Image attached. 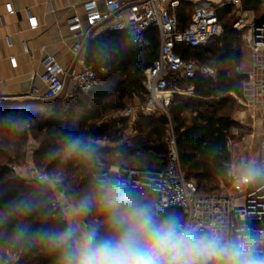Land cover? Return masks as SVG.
Segmentation results:
<instances>
[{
  "label": "trees",
  "instance_id": "trees-1",
  "mask_svg": "<svg viewBox=\"0 0 264 264\" xmlns=\"http://www.w3.org/2000/svg\"><path fill=\"white\" fill-rule=\"evenodd\" d=\"M262 2L264 0H242V6L245 11L257 13ZM223 12L229 14L230 9ZM221 13L222 10L217 11L226 32L217 51L209 46L208 49L183 46L178 49L184 60L218 67L217 76L188 80L194 87L195 98L175 95L167 109L183 169L201 193L215 192L219 179L227 178L225 166L231 159L229 142L237 102L226 94H239L243 81L242 76L226 69L240 55L237 43L240 34L224 27ZM179 21L181 23L180 17ZM158 52L159 40L155 33L147 37L144 47L136 48L122 33L104 32L88 45L87 62L98 76L97 85L89 96L77 92L72 99L52 103L0 104V257L11 253L19 256L16 264H56V255L37 235L41 228L62 230L65 226L62 211L51 206L55 195L39 181L28 185L10 168L25 164L31 139L39 144L33 156L36 169L49 177L65 176H61L59 190L65 191L68 197L77 194L80 199L95 187V174L115 165L136 170H165L170 128L159 120L161 114L137 123L138 133L131 139L130 146L123 143V119L103 122L105 117L123 112L127 101L138 99L141 105L147 102L145 72L158 58ZM209 62L213 65L207 64ZM220 94L224 96L216 99ZM9 114L11 119H6ZM76 137H83L91 144L95 154L82 156L71 152L67 145ZM99 142L114 146L103 147ZM138 191L157 199L154 193ZM26 198L38 201L39 206L31 212L15 211L16 202ZM90 217L81 220L86 224ZM25 225L30 238L18 242L14 238L16 229Z\"/></svg>",
  "mask_w": 264,
  "mask_h": 264
},
{
  "label": "built area",
  "instance_id": "built-area-1",
  "mask_svg": "<svg viewBox=\"0 0 264 264\" xmlns=\"http://www.w3.org/2000/svg\"><path fill=\"white\" fill-rule=\"evenodd\" d=\"M15 0L5 4L7 15L18 12ZM182 0H104L103 7L98 0H85L82 3L84 16L74 15L66 21L68 32L79 40L70 48L73 66L65 68L58 59L45 53L39 62V70L32 79H39L44 91L33 88L30 96L43 103L60 99L70 83L76 84L77 91L89 96L97 85L98 76L87 62L88 45L104 32L122 33L136 48L146 44L147 37L155 33L159 40L158 58L146 70L144 86L148 97L145 105L136 109H126L125 117H134L138 111L156 112L167 115L172 102L168 95L169 78L193 80L198 76L205 79L215 78L217 70L209 65H199L196 61L184 60L178 53L180 47L191 49L207 48L224 34L223 25L213 8L197 7L192 13L189 24L182 28L177 15ZM227 5L235 7L239 19L234 24L236 31H245L244 42L250 57V67L245 73L243 94L235 101L241 107L255 113H264V19L250 18L241 0H228ZM30 31L39 28L38 18L32 10H23ZM86 23L87 26L84 24ZM6 41L11 46V40ZM23 53L31 54L27 41L21 43ZM45 50V47L42 48ZM13 69L18 67L16 57L9 58ZM191 93L193 91L191 90ZM168 160L165 170L148 171L113 166L107 174L124 178L136 190H145L157 196L156 201L163 207L179 211L189 223L199 228H210L222 222L232 234L242 238L251 226L264 227V179L251 180L243 176L234 177L231 187L225 192L201 193L196 182L189 180L183 169L178 152L175 134L170 128L166 140ZM264 151V143L262 145ZM264 165V156L260 162ZM11 170L18 172L17 165ZM98 174H95V180ZM45 174H38L37 180ZM55 191V190H54ZM51 206L63 214L69 207L65 191L56 190ZM17 254L0 257V264H16Z\"/></svg>",
  "mask_w": 264,
  "mask_h": 264
},
{
  "label": "clouds",
  "instance_id": "clouds-1",
  "mask_svg": "<svg viewBox=\"0 0 264 264\" xmlns=\"http://www.w3.org/2000/svg\"><path fill=\"white\" fill-rule=\"evenodd\" d=\"M67 147L82 156L95 154L83 137L71 139ZM242 176L264 179V165L248 161ZM56 179L41 176L40 182ZM38 206V201L26 198L17 201L14 210L31 212ZM66 215L62 230L37 232L39 241L56 255V264H264V227L251 226L242 238L222 222L199 228L118 176L98 174L93 190ZM89 216L94 218L82 224ZM30 235L28 226H18L14 238L23 242Z\"/></svg>",
  "mask_w": 264,
  "mask_h": 264
},
{
  "label": "crops",
  "instance_id": "crops-1",
  "mask_svg": "<svg viewBox=\"0 0 264 264\" xmlns=\"http://www.w3.org/2000/svg\"><path fill=\"white\" fill-rule=\"evenodd\" d=\"M8 1L0 0V104L37 101L30 96L31 91L36 88L40 91L37 96H41L44 85L38 78L33 80L32 75L39 70V62L45 53L54 55L65 68L73 66L70 48L79 39L68 32L66 21L74 15L84 16L82 3L85 0H15L14 6L18 13L14 16L6 13L5 4ZM98 1L103 7L104 0ZM209 1H214L216 4H211ZM209 1L182 0L177 11L178 18L181 19V27L188 26L192 13L197 7L215 9V5H220L219 8L222 9L227 6L223 5V0ZM27 8L31 9L38 18L39 28L36 31L29 30L23 13ZM250 13V18L253 16L257 19L253 11ZM84 25L87 26L86 23ZM7 37L11 40V46L6 41ZM22 41L28 42L31 54L23 53ZM43 47H45L44 51ZM10 57L17 58L16 69L10 65ZM191 90L193 93L187 97L188 99L195 98L194 88ZM77 92L76 84L72 82L60 99H72ZM173 93L174 91L172 97ZM169 128H171V120ZM127 133L130 135L125 136L126 140L136 135L133 129H129ZM101 143L99 142L100 145ZM27 158L32 159L31 164L34 166L33 156L28 155ZM47 185L51 187V184Z\"/></svg>",
  "mask_w": 264,
  "mask_h": 264
},
{
  "label": "rangeland",
  "instance_id": "rangeland-1",
  "mask_svg": "<svg viewBox=\"0 0 264 264\" xmlns=\"http://www.w3.org/2000/svg\"><path fill=\"white\" fill-rule=\"evenodd\" d=\"M227 1L228 0H223V5H227L226 4ZM209 2L211 4H216L214 1H209ZM241 2H242V0H241ZM214 7L217 11L222 10L221 15H222V22L224 24V27L228 26V27L234 29V24L239 19L237 12L234 11L235 7L230 6V5H227L226 7L222 8V9L219 8L220 5L219 6L215 5ZM227 8L230 9V12H229V14H224L223 11ZM254 13H255V16L257 18L256 20L264 19V3L263 2L261 3V6H260L259 10L257 11V13L256 12H254ZM224 31L226 32L225 28H224ZM238 32L240 34V37H239L237 43L239 46L238 49H239L240 55L236 60L230 62L226 66V69L230 70V73H234L238 76H242L243 81H242V84L240 87L239 94H235V93L226 94V95H229L231 97H233L232 96L233 94H235L238 97H240L243 94V92H242L243 84L247 80L245 73L249 70V67H250V57H249V54L246 50V46H245V42H244L245 31H238ZM222 37L216 39L213 43L210 44V46L208 48L212 49L214 51H217V49H219L221 47ZM207 64L213 65L210 62ZM216 69H217V73H218L219 72L218 67ZM169 82H170L169 83L170 90L174 91L173 98L175 95L185 97V98L190 97L192 95L191 89H193L194 87L189 83L188 80H186V79H180L179 80V79H176L175 77H170ZM221 96H224V95L220 94L216 97V99L221 97ZM26 102H39V101L27 100ZM140 106H141V103L138 99H135L133 101H127L126 108L123 112H121L120 114H115V115H113V117H105L103 122L104 123H111L114 120L120 121V119H123V121L125 123L124 124L125 127L123 130L124 139H125V136L128 137V135H130L127 133L129 131V129H133L137 135V133H138L136 130L137 129V123L141 119L147 118L148 116L159 115L156 112L138 111L134 117H125L124 116V112L126 111V109H136V108H139ZM43 111H46V110L44 109ZM232 118H233V122L235 125L233 126V128L231 130V139L229 142V151L231 154V159H230L229 164H227L225 166V172L227 174V178L222 177L219 179L218 189L215 192H225L227 189H229L231 187V184L233 182L234 177L242 176V165L243 164H245L246 162L251 161V160H255L258 163H260L261 160L263 159V156H264V151H263V147H262V145L264 143V113H259V114L255 115L254 112L248 110L246 107L239 106L237 103V108H236L235 112L233 113ZM121 129H123V128H121ZM169 134H170V130H169L168 136H169ZM131 139H133V137L127 138V140L125 139L123 141V143L126 144L127 146H130L131 145ZM101 146L113 147L114 145L110 144L108 142H102ZM38 148H39V144L31 139L30 143H29V149H28L29 157L34 156V152ZM33 161H34V158H33ZM31 163H32V159L27 158L24 165H22L20 167L18 166V172H14L15 176L25 180L28 183V185H32L31 182L34 180L38 181L37 180L38 174H44L42 171H38L36 169V166L34 163H33L34 166ZM115 166H117V165H115ZM61 176L62 175L60 174L59 177H57L58 179H56L54 183H51V187H49L46 184V186L52 190V196H54V192L56 190L60 189L59 184H60L61 179H62ZM62 177H65V176H62ZM52 178H54V177H52ZM69 192H70V189L68 190V194H69ZM68 198H69L68 209H71L79 199H78L77 194L69 195ZM63 215H65V214H63ZM93 218L94 217L91 216L88 223ZM64 222L66 225L67 215L64 216ZM81 223L85 224L84 222H82V220H81ZM88 223H86V224H88Z\"/></svg>",
  "mask_w": 264,
  "mask_h": 264
},
{
  "label": "water",
  "instance_id": "water-1",
  "mask_svg": "<svg viewBox=\"0 0 264 264\" xmlns=\"http://www.w3.org/2000/svg\"><path fill=\"white\" fill-rule=\"evenodd\" d=\"M159 120L164 124V125H169L170 124V119L168 118L167 115H160Z\"/></svg>",
  "mask_w": 264,
  "mask_h": 264
},
{
  "label": "bare ground",
  "instance_id": "bare-ground-1",
  "mask_svg": "<svg viewBox=\"0 0 264 264\" xmlns=\"http://www.w3.org/2000/svg\"><path fill=\"white\" fill-rule=\"evenodd\" d=\"M171 93H172V91H168V93H167V94H168V95H171ZM260 121H261V120H260Z\"/></svg>",
  "mask_w": 264,
  "mask_h": 264
}]
</instances>
